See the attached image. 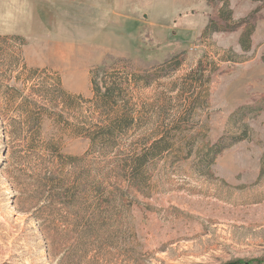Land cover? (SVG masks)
I'll return each instance as SVG.
<instances>
[{
	"label": "rangeland",
	"instance_id": "rangeland-1",
	"mask_svg": "<svg viewBox=\"0 0 264 264\" xmlns=\"http://www.w3.org/2000/svg\"><path fill=\"white\" fill-rule=\"evenodd\" d=\"M118 1L117 46L0 40V264H264V0ZM221 5L248 22L203 31Z\"/></svg>",
	"mask_w": 264,
	"mask_h": 264
},
{
	"label": "crops",
	"instance_id": "crops-1",
	"mask_svg": "<svg viewBox=\"0 0 264 264\" xmlns=\"http://www.w3.org/2000/svg\"><path fill=\"white\" fill-rule=\"evenodd\" d=\"M146 2L167 16L172 9L160 1ZM121 20L118 0H0V35L23 38L26 53L41 67L52 66V56L63 59L77 46L101 41L119 45L129 36L126 30L117 32Z\"/></svg>",
	"mask_w": 264,
	"mask_h": 264
},
{
	"label": "trees",
	"instance_id": "trees-1",
	"mask_svg": "<svg viewBox=\"0 0 264 264\" xmlns=\"http://www.w3.org/2000/svg\"><path fill=\"white\" fill-rule=\"evenodd\" d=\"M207 3H212L214 5H219L221 3V0H206ZM223 1V0H222ZM251 19V18H250ZM230 20V12L229 11H225L223 6L221 5L220 6V10L218 11V16L214 19L213 17L210 19V22L209 24L205 27V29L203 31H215V30H218V29H222L224 31H234L236 28H238L242 23H246L248 22L249 18L246 17L244 18L243 20L230 25V23H228V21ZM250 34V31H245V33L243 34V38H241V47L244 48V45L242 44V39H247L248 41V36ZM8 37H11V39L13 40H18L19 42L21 41L20 37H17V36H8ZM7 36L6 37H2L0 35V40H8L10 38H8ZM17 64V62H16ZM38 72H43L42 70H39V69H32L30 70V73L32 75H36ZM94 74V72H92ZM1 76V75H0ZM91 83L93 84V87H94V93L95 95H97L99 92H100V86L104 87L105 88V95L107 96H110L111 93L113 92H110V89L108 87H105L103 84H104V81L101 79L100 80V85L98 84V82L96 81V79L94 78V75L92 77V80H91ZM16 91V90H14ZM52 96L51 97H46L48 99V102L53 105L55 104V101L58 100H62V99H65L67 95L63 89L61 88V83H60V80L58 78H55L54 79V88L52 90H50ZM50 92H47V95H49ZM46 95V96H47ZM44 98V97H43ZM64 103V101H63ZM46 113L48 115H56L58 118H61L62 117V114L60 113H56V112H50L48 109L46 108H42V114ZM129 114L128 112L125 113V114H122V116L114 119L112 121V124L108 127V131L111 133L113 132L114 130H117V129H122L125 124L127 123V120L129 119ZM93 140V139H92ZM103 140V139H101ZM96 142V141H93V143ZM59 185H61V183H59ZM60 189V193L59 194H52L53 198L55 200H63L61 203L63 205H65V207L67 208H73L74 206L77 205V200H78V195L82 192V194L86 193V190H82L79 192V190L76 188V187H66V188H63V187H59ZM99 192V189H96L94 193H98ZM97 196H99V194H97ZM85 214V213H84ZM77 222H80V221H77ZM93 222L92 220V217H88L86 219V223L89 225ZM237 262H239L238 260L236 261H230V262H227L225 264H238ZM256 264H260L261 262H255Z\"/></svg>",
	"mask_w": 264,
	"mask_h": 264
}]
</instances>
